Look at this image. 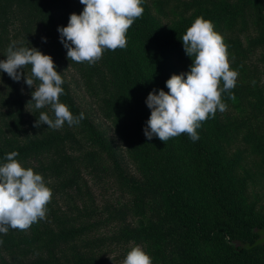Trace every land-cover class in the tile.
<instances>
[{
    "label": "trees",
    "instance_id": "trees-1",
    "mask_svg": "<svg viewBox=\"0 0 264 264\" xmlns=\"http://www.w3.org/2000/svg\"><path fill=\"white\" fill-rule=\"evenodd\" d=\"M167 4L166 0H142L144 12L126 33L127 47L114 52L105 50L93 66L86 62L79 64L87 84L100 76L99 69L111 77L116 102L107 101V117L110 118L113 110L136 124L140 148L131 157L135 165L144 160L149 174L143 178L141 175V181L131 175L125 177L114 160L111 170L117 173L120 189L132 201L110 217L140 219V226L129 229L127 238L137 244H146L157 264H169L173 256L182 259V264H264V245L246 250L231 244L252 245L258 238L254 231L264 230V205L260 204L259 197L264 191L261 185L264 183V107L238 123L234 134L217 132L213 118H209L197 129L199 139L196 142L186 133L169 139L166 144L156 137L148 140L144 135L151 115L146 105L149 93L153 90L167 93L166 81L172 75L190 70L192 60L186 55L181 39L197 17L212 22L230 54L235 50L237 62L231 63V70L237 67L238 73L245 74L246 62L252 56L259 57L264 68V0H237L235 3L233 0H207L205 6L191 3L173 21L163 23L161 19L168 18ZM45 5L53 11H45ZM22 6L33 9L50 32L55 30V14L59 8L67 9L64 21L69 22L71 11L79 15L85 7L79 0H0V52L4 56L11 43H6L10 23L7 15ZM261 66H253L254 77H259ZM55 70L59 73L56 67ZM62 88L66 95L60 96V102L67 105L74 116H79L83 112L74 102L65 80ZM239 93L237 109H243ZM257 95L264 101V89ZM79 136L93 147L84 160L94 163L103 155L114 158L109 141L85 116L79 125L70 127L65 122L47 138H35L24 146H0V165L7 162L5 156L10 152H18L16 159L21 163L53 148L61 149L66 143L76 142ZM51 168L62 170L59 165ZM70 173L74 177L73 170ZM153 189L161 191L168 201L169 211L158 222L173 223L174 239L160 237L154 231V223L148 220L150 213L155 211L150 200L156 196ZM148 196V201L141 199ZM30 228L34 237L28 239V248L37 244L40 239L34 238L43 234L39 221ZM91 228L69 226L52 234L49 244L55 248L74 243Z\"/></svg>",
    "mask_w": 264,
    "mask_h": 264
},
{
    "label": "rangeland",
    "instance_id": "rangeland-1",
    "mask_svg": "<svg viewBox=\"0 0 264 264\" xmlns=\"http://www.w3.org/2000/svg\"><path fill=\"white\" fill-rule=\"evenodd\" d=\"M48 1V0H47ZM168 18L161 19L163 23H169L177 18L181 12L192 3L205 6L207 0H166ZM197 1V2H194ZM237 0H233L235 3ZM45 11L52 12L49 5H45ZM65 9H58L55 14V30L50 32L30 7L22 6L7 15V41H17V47H35L45 55L53 58L55 67L66 81L74 102L85 114L89 122L100 131L109 141L114 158L103 155L99 161L90 163L84 158L93 151L90 143L81 141V136L76 142L66 143L61 149L53 148L22 161L20 164L25 169L31 168L34 173L40 174L45 185L52 191V198L46 205V216L39 220L43 234L37 244L28 248L27 241L34 237L31 228L26 231L9 229L7 235L0 233V264H122L127 253L136 246L151 258L152 264H157L153 255L146 248L147 245L137 244L127 238V231L140 226V219L130 216L121 220L112 219L110 215L128 205L132 199L120 189L118 176L113 172L114 160L119 164V169L125 177L131 175L142 180L148 172L146 163H133L134 152L139 150V130L130 118L124 115L120 117L117 112L111 111L107 117V101L116 102L115 88L111 77L105 71L99 69L100 76L95 77L91 84H87L79 70V64L69 61L67 50L60 42L58 27H66L64 21ZM75 13L71 11L70 15ZM175 17V18H174ZM49 20L52 21L51 15ZM52 28V29H53ZM46 42H44V39ZM5 48V46H3ZM235 51V50H234ZM231 50L228 52V60L237 62V55ZM6 59L0 52V60ZM259 57L252 56L247 60V72L238 73L236 86L231 92L235 100L228 98V94L221 96L222 102L227 104V110L223 113L217 110L214 120V128L219 133L234 134L237 124L249 117L252 112L257 113L264 107V101L258 97V92L264 89L263 66L259 63ZM261 66L259 77H254L253 66ZM31 65L23 69L26 75H30ZM237 67L234 68V70ZM231 70V69H230ZM259 79V80H258ZM40 82H34L33 89L29 88L24 80L14 82L6 73L0 71V146L17 147L24 146L35 138H47L53 133L47 125L34 126L39 119L40 112L52 115L50 107L46 106L36 110L27 106L31 100V93ZM223 87V81L220 82ZM241 92L240 103L245 107L237 109V93ZM94 149H96L94 147ZM99 153L97 149V154ZM101 154V153H100ZM53 165L62 167L61 172L51 168ZM73 170V175L70 173ZM142 175V178H141ZM144 175V176H143ZM264 186V183L261 184ZM156 196L150 198L141 197L142 200H150L154 203L155 211L150 213V220L156 226L155 232L162 238L175 237V229L171 221L159 224V218L169 211L168 201L163 194L153 189ZM152 194V195H153ZM260 204L264 205V191L260 192ZM72 226L75 229L92 226L86 233L74 243L56 246L52 248L49 240L52 234ZM169 264H182V259L173 256Z\"/></svg>",
    "mask_w": 264,
    "mask_h": 264
},
{
    "label": "clouds",
    "instance_id": "clouds-1",
    "mask_svg": "<svg viewBox=\"0 0 264 264\" xmlns=\"http://www.w3.org/2000/svg\"><path fill=\"white\" fill-rule=\"evenodd\" d=\"M79 2L85 6L83 11L79 15L71 14L68 25L57 29L69 61L93 66L105 50L114 52L127 47L126 33L144 12L142 0ZM181 40L186 55L192 60L190 70L172 75L166 81L167 93L163 90L149 93L146 105L151 115L144 128L148 140L156 137L166 144L169 139L186 133L196 142L201 122L215 118L217 110L221 113L227 110L222 93L235 100L231 90L236 86L238 72L230 70L228 46L214 31L212 22L197 17ZM17 43L12 41L8 46L6 59L0 60V71L14 82L23 79L32 89L35 81L40 82L27 106L36 110L49 106L52 115L40 112L34 126L47 125L49 129L59 130L65 122L70 127L79 125L85 119L84 113L74 116L68 106L60 102V96L66 95L62 88L64 80L55 70L53 58L35 47H17ZM28 65H31L30 75L23 70ZM18 155L16 151L6 154L7 162L0 165V233L5 235L9 229L26 231L43 220L46 205L52 198L43 177L31 168L22 167L16 159ZM122 264H152V260L136 246L127 253Z\"/></svg>",
    "mask_w": 264,
    "mask_h": 264
},
{
    "label": "water",
    "instance_id": "water-1",
    "mask_svg": "<svg viewBox=\"0 0 264 264\" xmlns=\"http://www.w3.org/2000/svg\"><path fill=\"white\" fill-rule=\"evenodd\" d=\"M254 232L258 235V238L255 240V242L252 245H250L249 243L243 244L242 242H232L231 244L235 248L240 247L241 249H246V250L264 245V230L256 229Z\"/></svg>",
    "mask_w": 264,
    "mask_h": 264
}]
</instances>
